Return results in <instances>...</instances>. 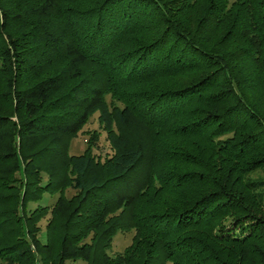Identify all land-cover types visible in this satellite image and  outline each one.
I'll return each instance as SVG.
<instances>
[{"label": "trees", "instance_id": "trees-1", "mask_svg": "<svg viewBox=\"0 0 264 264\" xmlns=\"http://www.w3.org/2000/svg\"><path fill=\"white\" fill-rule=\"evenodd\" d=\"M257 171L264 0H0V264H264Z\"/></svg>", "mask_w": 264, "mask_h": 264}, {"label": "rangeland", "instance_id": "rangeland-1", "mask_svg": "<svg viewBox=\"0 0 264 264\" xmlns=\"http://www.w3.org/2000/svg\"><path fill=\"white\" fill-rule=\"evenodd\" d=\"M97 113H93L89 118L87 123L82 127L81 131H79L75 137H73L70 141L69 145V153L78 154L81 153L82 150L86 146V140L88 133L92 130L98 131L99 136L96 141V147H94L93 152L95 154H101V155H109L110 149L107 144V141L105 140L104 132L100 129L99 124L97 123L96 119ZM254 175L258 176L260 179L264 180V174L260 171H257ZM72 189L67 188L65 189V195L69 196L72 194ZM55 198V197H54ZM49 201V203L52 201V198L44 199L45 201ZM43 220L40 222V227L42 228ZM132 232H118L115 235H113L111 246L109 248V253H114L117 251H122L123 248L130 242L131 240ZM68 264H83L81 261H74V262H68Z\"/></svg>", "mask_w": 264, "mask_h": 264}]
</instances>
